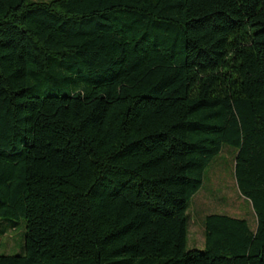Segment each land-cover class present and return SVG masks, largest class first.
I'll return each instance as SVG.
<instances>
[{
    "label": "trees",
    "instance_id": "1",
    "mask_svg": "<svg viewBox=\"0 0 264 264\" xmlns=\"http://www.w3.org/2000/svg\"><path fill=\"white\" fill-rule=\"evenodd\" d=\"M233 148L245 218L188 203ZM0 264H264V0H0Z\"/></svg>",
    "mask_w": 264,
    "mask_h": 264
},
{
    "label": "rangeland",
    "instance_id": "2",
    "mask_svg": "<svg viewBox=\"0 0 264 264\" xmlns=\"http://www.w3.org/2000/svg\"><path fill=\"white\" fill-rule=\"evenodd\" d=\"M47 1V0H36ZM233 148L225 145L208 165L203 183L188 203L186 249L204 248V217L210 213L245 218L252 228L256 218L250 202L243 197L233 175ZM24 219L0 218V254H22Z\"/></svg>",
    "mask_w": 264,
    "mask_h": 264
}]
</instances>
